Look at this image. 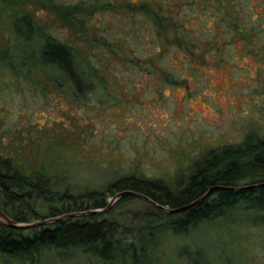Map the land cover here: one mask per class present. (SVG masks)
<instances>
[{
	"label": "rangeland",
	"instance_id": "1",
	"mask_svg": "<svg viewBox=\"0 0 264 264\" xmlns=\"http://www.w3.org/2000/svg\"><path fill=\"white\" fill-rule=\"evenodd\" d=\"M219 1L212 0L207 13L216 9ZM124 2L120 0L113 10L92 13L88 38L80 32V36L74 31L71 34V29L60 23L61 18L52 31L51 17L38 13V24L48 25L54 36L73 43L81 62L90 60L101 68L104 82L95 83L88 95L78 98L71 89H55L50 66L38 86L31 80L17 79L8 66L0 64L2 123L7 128L22 127L21 138L27 148L32 143L45 144L38 149L49 154V170L56 177L63 176L62 181L76 192L106 190L113 180L129 174L174 185L208 151L240 144L249 132L264 136V0H224L231 16L214 22L209 19L205 23L190 15L188 27L216 28V52L207 59L198 57L193 66L188 61L192 58L179 51L159 60L152 57L175 72L170 78L163 73L127 70L117 53L110 56L112 50L104 41L95 43L104 36L111 38L114 50L116 45L130 53L135 50L134 61L153 54L156 47L146 29L148 23L141 16L132 19L130 11L119 6ZM182 6L178 3L174 8L188 13L192 10ZM17 15L8 1L0 0V51L24 46L14 29ZM89 15L86 11L83 16ZM171 37V31H164L160 41L168 45ZM30 44L39 51L34 39ZM21 80L23 87L19 86ZM115 195L110 194L108 200L113 204L112 216L122 228V245L138 252L137 244L146 238L154 210L137 197L114 202ZM37 210L47 215L48 207L38 203ZM155 236L157 245L149 248L153 253L142 256L137 264H188V254L178 249L182 245L200 253L202 264H264V227L242 222L230 225L215 219L187 237L173 236L164 225ZM0 264L29 263L0 258ZM36 264L102 263L87 255L61 259L50 251ZM115 264L123 262L118 258Z\"/></svg>",
	"mask_w": 264,
	"mask_h": 264
},
{
	"label": "trees",
	"instance_id": "2",
	"mask_svg": "<svg viewBox=\"0 0 264 264\" xmlns=\"http://www.w3.org/2000/svg\"><path fill=\"white\" fill-rule=\"evenodd\" d=\"M6 1L17 9L14 29L25 43L10 52L2 49L0 64L5 68L8 66L17 79L25 78L39 86L45 80L44 74L50 66L51 85L62 92L71 89L72 94L78 98L92 92L95 83L100 85L104 82L101 68L90 60L87 64L81 62L75 45L54 36L48 31V25L38 24L37 16L40 12L51 17L49 20L53 26L52 31H55L58 18H61L60 23L70 28L71 34L74 31L78 36L81 34L88 38L92 15L102 10H113L120 0ZM124 1L126 2L119 6L123 5L129 10L132 19L141 16L148 23L146 29L152 33L151 40L156 47L153 54H148L147 58L139 56L134 61L135 50L130 53L122 45H116L115 51L111 38L104 36L96 39L95 43L104 41L112 50L110 56L117 53L127 70L137 69L149 75L163 73L168 78L171 74L175 75V72L163 64L155 63V59L171 54L175 56L179 51L192 58L188 61L193 66L198 57L207 59L216 52V48H213L216 28H190V15L205 23L209 19L214 22L225 15L231 16L224 0H220L219 6L212 9L211 13H207V10L211 8L209 4L212 0ZM178 3L192 8L190 12L195 13L175 9L174 6ZM86 11L91 15L83 16ZM168 30L172 32V37L168 40L170 43L164 45L160 37ZM31 39L38 43L39 51L33 50ZM23 85L21 80L19 86ZM2 118L0 117V208L15 221L24 223L74 212L83 214L25 228L9 226L0 221V258L36 264L46 253L55 251L61 259L74 254L93 257L102 264H115L118 258L123 264H137L142 262V256L153 253V248L157 245L155 235L162 225L175 237H187L202 224L215 219H223L230 225L242 222L264 227V136L249 132L240 144L208 151L201 159H196L191 165L190 173L178 178L174 185L160 179L129 174L113 180L106 190L86 189L76 192L62 181L63 176L56 177L49 170V154H41L38 149L42 147L41 144H45L39 142L40 144L33 146L31 142L32 147H28L29 152L25 153L28 148L21 138L22 127L7 128L2 123ZM76 146L79 144L76 143ZM55 147L56 145L53 146ZM215 186L224 188L214 189L187 209L169 212L158 206L179 208L201 198ZM125 190L143 193L158 204L141 199L154 211L149 217L147 227L150 230L146 238L137 244L138 252L135 247L134 250L124 249L119 237L122 231L120 222L112 216L113 206L107 211L84 214L88 210L106 208L110 194ZM129 198L136 197L125 195L121 200ZM38 203L48 207L47 215L37 212ZM150 247L153 248L149 249ZM178 249L188 254V264H202L198 257L200 253L196 250H188L186 245L178 246ZM153 260L155 257L151 259Z\"/></svg>",
	"mask_w": 264,
	"mask_h": 264
},
{
	"label": "water",
	"instance_id": "3",
	"mask_svg": "<svg viewBox=\"0 0 264 264\" xmlns=\"http://www.w3.org/2000/svg\"><path fill=\"white\" fill-rule=\"evenodd\" d=\"M217 188H224V187L223 186L212 187L201 198H199V199H197V200H195V201H193V202H191V203H189L187 205L181 206L179 208H174V209L158 205L154 200H152L148 196L144 195L143 193H140V192H137V191H133V190H125V191L118 192L115 195L113 201L116 202L117 200L121 199L125 195H131V196H134V197H137V198L144 199V200H146L148 202H151L152 204H156V205L160 206L161 208H164L165 210H167L169 212H173V211H181V210L187 209L188 207H190V206L194 205L195 203L199 202L203 197H205L206 195L210 194L214 189H217ZM112 205H113L112 202H110L108 204V206L106 208H104V209H92V210H88V211L84 212V214H86V213H99V212L107 211V210H109L112 207ZM79 214H83V212L82 213L81 212L69 213V214L62 215L61 217L45 219V220L37 221V222H34V223H24V222L15 221L8 214H6V212L2 208H0V221L5 223V224H7V225H9V226L25 228V227L36 226L38 224L50 223V222L56 221V220L61 219V218H66V217H69V216H74V215H79Z\"/></svg>",
	"mask_w": 264,
	"mask_h": 264
}]
</instances>
